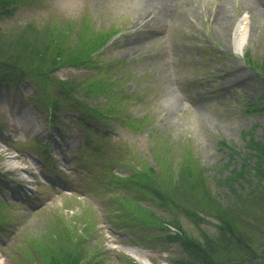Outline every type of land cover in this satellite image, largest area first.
I'll return each mask as SVG.
<instances>
[{
	"label": "rangeland",
	"instance_id": "1",
	"mask_svg": "<svg viewBox=\"0 0 264 264\" xmlns=\"http://www.w3.org/2000/svg\"><path fill=\"white\" fill-rule=\"evenodd\" d=\"M10 2V12L0 13V28L7 33L30 25L64 30L73 26L81 32L90 25L98 33L111 35L107 44L91 55L99 65L119 67L118 96L114 102L104 96L88 102L104 107L111 103L112 110L119 109L110 119L112 129L92 122L91 129L98 132L92 135L93 142L105 140L111 147L121 146L118 154L125 151L130 157L135 153L149 165L158 163L154 153L166 157L169 152L176 167L184 164L186 157L193 158L195 167L183 171L185 176L176 172L173 181L180 179L183 189L198 195V188L206 185L211 195L225 201L228 190L215 181L243 163L248 150L243 132L251 130L257 140L264 137V110H250L251 105L260 107L264 101V78L248 61L264 63L262 5L259 13L249 9L253 0ZM243 16H247L246 34L242 49L236 50V27ZM74 30L70 38L77 36ZM96 72V68L65 67L56 75L65 80ZM120 95L129 100L121 103ZM55 101L63 123L51 122L48 104ZM132 119L143 120V125ZM129 121L136 130L130 128ZM87 137L76 110L55 90L29 80L0 90V200L9 203L8 213H0V262L25 264L28 238L47 244L62 217L81 234L90 212L94 229L90 236L84 235L90 257L97 254L106 264H129L128 257L138 264H175L182 259L179 244L167 242L155 230L117 223L103 202L114 195L136 197L188 232H197V226L133 188L113 192L89 187L90 175L75 167ZM117 172L129 175L126 167ZM172 192L181 204L193 209L198 206L192 191L173 188ZM196 212L202 218L201 226L212 230L216 221ZM169 228L176 232V227L169 224ZM129 250L139 251L144 263Z\"/></svg>",
	"mask_w": 264,
	"mask_h": 264
},
{
	"label": "trees",
	"instance_id": "2",
	"mask_svg": "<svg viewBox=\"0 0 264 264\" xmlns=\"http://www.w3.org/2000/svg\"><path fill=\"white\" fill-rule=\"evenodd\" d=\"M10 1L0 0V13L10 12ZM72 30L73 26L64 30L53 26L30 25L18 32L13 30L7 33L0 28V90L27 80L42 88L55 90L61 99L76 110L87 129L88 137L81 152L83 155L75 167L90 175L89 180L93 183L88 182L89 187L113 192L133 188L192 221L197 226V232H188L179 223L164 220L142 205L136 197L114 195L103 202L106 211L111 212V218L117 223L131 228L155 230L167 242L179 244L184 256L175 264H264V137L257 140L251 130L243 132L248 147L247 153L242 156L243 163L239 168L230 170L225 178L215 181L217 186L227 188L225 201L220 196L211 195L206 185L198 188V195L194 190L183 189L180 179L173 181L176 172L181 175L183 171H191L195 167L191 164L193 158L186 157L184 164L176 167L174 159L168 158L169 152L166 157L154 153L158 163L149 165L142 162L143 158L139 160L135 153H131L130 157L125 151L118 154L121 146L111 147L105 140L93 142L92 135H98V132L91 129L92 122L112 129L110 119L115 117L119 108L112 110L111 103L104 107L88 100L104 96L110 102L115 101L114 98L118 96L116 80L119 67L115 64L99 65L91 55L107 44L111 39L109 33H98L87 25L81 32L74 30L77 36L70 38ZM71 41L74 44L69 45ZM248 61L264 78V63L251 59ZM65 67L78 70L96 68L97 72L62 80L56 73ZM261 97L264 99V94ZM127 100V97L120 95L121 103ZM48 105L52 110L51 122L63 123L58 102ZM250 110H264V101L260 107L251 105ZM139 120L134 123L143 125V120ZM133 121L128 124L132 130H136L131 126ZM109 131L104 134L105 139L109 137ZM119 167L129 169V175L122 176L117 172ZM191 186L196 188L194 182ZM173 188L184 193L192 191V196L198 198V206L193 209L178 202L173 197ZM8 206V202L0 200V213L7 214ZM196 211H202L216 221L212 230L201 226L202 218ZM59 221L51 232L55 234L50 233L47 244L42 239L28 238L23 252L25 264H106V259H98L97 254L90 257L86 248V237L94 229L92 212L84 219L86 226L83 234L73 224L68 225L65 218ZM169 224L176 227L175 233H171ZM127 260L129 264H138L129 257Z\"/></svg>",
	"mask_w": 264,
	"mask_h": 264
},
{
	"label": "bare ground",
	"instance_id": "3",
	"mask_svg": "<svg viewBox=\"0 0 264 264\" xmlns=\"http://www.w3.org/2000/svg\"><path fill=\"white\" fill-rule=\"evenodd\" d=\"M151 1H154V0H151ZM155 1H157V0H155ZM159 1H160L159 2L160 4H162V1H164L166 4L168 2V0H159ZM253 2L254 3H250V8L249 9L251 10V12H259V13H261L262 10H263L262 8L264 7V3L258 4L254 0H253ZM246 28H247V16H243L240 19V21L238 22L237 27H236L235 39H234V48L236 50L242 49L243 41H244V35L246 34ZM129 252H130L131 255L133 254L134 257H136L137 259H140V252L139 251L129 250ZM141 261H142V263H144L143 260H141ZM0 264H4V263L0 262Z\"/></svg>",
	"mask_w": 264,
	"mask_h": 264
}]
</instances>
